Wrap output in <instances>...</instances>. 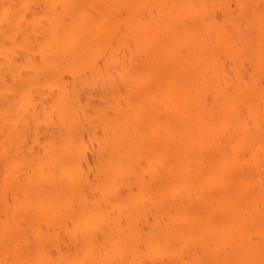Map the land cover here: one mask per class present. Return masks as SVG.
Segmentation results:
<instances>
[{
  "label": "bare ground",
  "instance_id": "1",
  "mask_svg": "<svg viewBox=\"0 0 264 264\" xmlns=\"http://www.w3.org/2000/svg\"><path fill=\"white\" fill-rule=\"evenodd\" d=\"M0 264H264V0H0Z\"/></svg>",
  "mask_w": 264,
  "mask_h": 264
}]
</instances>
